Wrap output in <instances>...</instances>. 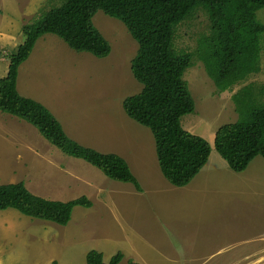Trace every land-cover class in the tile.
<instances>
[{"label":"rangeland","instance_id":"1","mask_svg":"<svg viewBox=\"0 0 264 264\" xmlns=\"http://www.w3.org/2000/svg\"><path fill=\"white\" fill-rule=\"evenodd\" d=\"M62 1L0 0V78L23 41L22 26ZM256 18L264 24V8ZM92 23L110 45L107 57L75 52L57 36L43 35L18 69L17 90L45 106L74 141L122 157L141 192L64 155L30 124L0 112V185L23 182L45 199L91 202L74 207L65 226L0 211V264H86L89 250L104 262L120 252L119 264H264V159L257 156L235 173L213 147L216 130L237 120L232 95L264 84V35L260 72L218 93L196 54L210 31L207 14L198 9L177 27L175 49L193 55L183 79L194 111L181 126L204 138L211 153L188 185L175 187L159 170L150 130L122 109L142 88L130 71L137 43L101 11Z\"/></svg>","mask_w":264,"mask_h":264},{"label":"trees","instance_id":"2","mask_svg":"<svg viewBox=\"0 0 264 264\" xmlns=\"http://www.w3.org/2000/svg\"><path fill=\"white\" fill-rule=\"evenodd\" d=\"M261 8L264 0H63L22 26L23 41L8 55L7 72L0 78V112L30 124L64 155L141 192L122 157L74 141L45 106L17 90L18 69L43 35L57 36L75 52L107 57L110 45L92 23L95 13L101 11L121 22L138 46L130 71L142 88L122 101L123 112L150 130L164 179L184 187L207 163L211 146L181 126V118L194 111L183 79L193 55L175 49L176 29L198 9L207 14L210 31L200 40L196 54L217 92L223 93L260 72L264 24L256 12ZM232 101L237 120L216 130L213 147L232 171L241 173L257 156L264 159V84L241 87ZM74 207L90 208L91 202L85 196L67 202L45 199L31 193L23 182L0 185V211L13 209L29 218L65 226ZM121 259L120 252L107 262L96 250L85 255L86 264H119Z\"/></svg>","mask_w":264,"mask_h":264},{"label":"crops","instance_id":"3","mask_svg":"<svg viewBox=\"0 0 264 264\" xmlns=\"http://www.w3.org/2000/svg\"><path fill=\"white\" fill-rule=\"evenodd\" d=\"M24 122V121H23Z\"/></svg>","mask_w":264,"mask_h":264}]
</instances>
